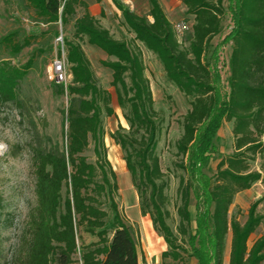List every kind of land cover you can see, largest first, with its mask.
<instances>
[{"label": "trees", "instance_id": "16d2710c", "mask_svg": "<svg viewBox=\"0 0 264 264\" xmlns=\"http://www.w3.org/2000/svg\"><path fill=\"white\" fill-rule=\"evenodd\" d=\"M114 1L130 38H116L90 12L86 0H21L37 22L72 24V37L63 35L72 79L67 87L55 82L57 94L68 98L63 109L64 148L31 145L36 203L28 211L6 264H141L138 241L116 200L118 176L105 144L104 115L116 113L112 93L100 83L83 41L108 56L101 63L112 69L111 85L128 123L127 128L120 123L111 137L123 151L142 215L151 216L154 229L168 245L162 256L185 262L188 255L197 264H224L232 232L229 264H264V235L251 247L248 243L264 221V215L256 212V203L246 222L230 216L235 196L263 179L261 171L252 169V162L258 155L264 157V0H235L232 5L235 24L229 35L232 52L226 98L211 52V41L221 32L226 14L224 0H184L187 12L194 15L185 41L180 40L159 0H149V15ZM34 37L13 32L3 42L17 56ZM144 48L158 58L166 80L191 105L176 143L179 166L186 174L180 178L176 231L168 223L169 181L158 153L168 119L156 107ZM32 64L33 59L24 64L0 59V106L20 103V85ZM223 121L232 123L233 151L208 175L203 162ZM91 139L97 156L94 162L85 154ZM192 194L197 198L196 232L192 229ZM2 200L0 196V264H4L1 228L15 221ZM85 233L95 239L86 242Z\"/></svg>", "mask_w": 264, "mask_h": 264}, {"label": "rangeland", "instance_id": "374dc122", "mask_svg": "<svg viewBox=\"0 0 264 264\" xmlns=\"http://www.w3.org/2000/svg\"><path fill=\"white\" fill-rule=\"evenodd\" d=\"M89 6L99 15L101 23L108 27L118 39L130 38L131 34L123 22L122 11L114 0H86ZM133 11L141 15H149V0H120ZM165 9L169 19L174 23L180 40L185 41L192 31L194 15L187 12L184 0H159ZM235 0H224L226 14L223 19L221 32L211 41L212 65L221 94L224 98L229 93L230 56L232 42L229 35L234 28L235 15L232 5ZM120 16L118 15V12ZM83 12L79 9V13ZM150 19L152 17L150 16ZM18 32L20 37L35 34L30 46L25 47L17 56H13L3 39L10 33ZM65 35L72 37L73 26L65 27L59 23L37 22L33 11L25 9L21 0H0V59H9L13 63L24 64L33 59L30 72L21 82L19 100L0 106V196L5 206V211L15 216V221L9 228H1L3 249V263L11 259L19 235L24 226L30 207L36 203L35 176L32 167V144H40L47 149L65 146L64 115L63 109L67 107V95H59L56 92L52 61L56 55H60L62 42L58 37ZM83 47L92 61L93 68L100 83L112 92V106L116 113L112 116L104 115L105 144L108 148V157L118 176L119 191L116 200L123 214L132 226L135 239L138 241L141 264H197V259L186 255L185 262L175 261L172 258H164L162 253L167 250L165 239L154 229L150 215H142L139 197L133 186L131 174L124 160V154L119 145L111 137V133L118 129L121 123L128 127L123 111L119 107L115 88L111 85L112 69L102 65L101 60L107 59V54L98 48L83 41ZM66 54V48H65ZM146 74L148 75L156 101V107L161 109L168 119L167 128L163 131L158 153L161 166L166 173L169 187L166 193L169 197L168 209L170 217L168 223L176 231L179 223L177 206L180 203L179 186L180 178L184 170L179 166L181 157L177 155L176 143L182 134L184 114L191 105L188 98L174 84L166 80L162 63L150 51L144 48ZM67 69L71 73V66L67 63ZM72 79V74H71ZM264 139V138H263ZM233 151L232 123L223 121L216 136L212 140V146L204 160L203 172L213 175L219 160ZM85 154L94 162L97 156L94 151V141L91 139L89 148ZM252 169L259 170L263 179L253 184L247 190L239 192L230 208V216L236 217L242 223L246 222L250 208L256 203V212L264 215V157L257 156L252 162ZM197 198L191 196L190 210L192 213V229L198 230ZM264 235V221L249 237L251 247L254 242ZM85 241L90 242L95 237L85 233ZM232 232L228 234L227 245L224 254V264H229L231 251ZM79 258V256H78ZM75 264H81L76 262Z\"/></svg>", "mask_w": 264, "mask_h": 264}, {"label": "built area", "instance_id": "2783aa9c", "mask_svg": "<svg viewBox=\"0 0 264 264\" xmlns=\"http://www.w3.org/2000/svg\"><path fill=\"white\" fill-rule=\"evenodd\" d=\"M58 41L62 42L61 54L56 55L52 61L54 80L56 83L64 84L66 87L71 82V73L67 69V60L65 54V45L63 35L58 37Z\"/></svg>", "mask_w": 264, "mask_h": 264}, {"label": "crops", "instance_id": "0c3cea01", "mask_svg": "<svg viewBox=\"0 0 264 264\" xmlns=\"http://www.w3.org/2000/svg\"><path fill=\"white\" fill-rule=\"evenodd\" d=\"M89 10H90V12L94 15V16H96L97 18H100L99 17V15H98V13H96L95 11H94V9L92 8V6L90 7L89 6ZM116 12H118V15L120 16V13H119V11H116ZM108 28V27H107ZM88 45H89V43H88ZM92 45V44H91ZM112 81V80H111ZM110 81V82H111ZM110 90V89H109ZM111 91V90H110ZM112 92V91H111ZM116 99H117V96H116ZM134 186V185H133ZM230 259V258H229Z\"/></svg>", "mask_w": 264, "mask_h": 264}, {"label": "clouds", "instance_id": "9594fccd", "mask_svg": "<svg viewBox=\"0 0 264 264\" xmlns=\"http://www.w3.org/2000/svg\"><path fill=\"white\" fill-rule=\"evenodd\" d=\"M4 147V145H0V149H2ZM0 154H2V153H0Z\"/></svg>", "mask_w": 264, "mask_h": 264}]
</instances>
